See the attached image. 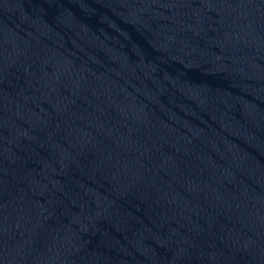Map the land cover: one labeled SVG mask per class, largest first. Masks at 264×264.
Wrapping results in <instances>:
<instances>
[{"label": "water", "instance_id": "obj_1", "mask_svg": "<svg viewBox=\"0 0 264 264\" xmlns=\"http://www.w3.org/2000/svg\"><path fill=\"white\" fill-rule=\"evenodd\" d=\"M0 264H264V0H0Z\"/></svg>", "mask_w": 264, "mask_h": 264}]
</instances>
